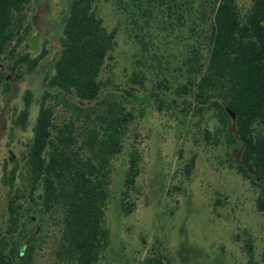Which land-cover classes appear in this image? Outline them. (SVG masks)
I'll return each mask as SVG.
<instances>
[{
	"label": "trees",
	"instance_id": "1",
	"mask_svg": "<svg viewBox=\"0 0 264 264\" xmlns=\"http://www.w3.org/2000/svg\"><path fill=\"white\" fill-rule=\"evenodd\" d=\"M35 0H0V62L14 61L10 72L36 71L47 51L31 58L15 55L25 34L26 8ZM119 26L111 31L99 16V0H72L65 18L53 74L27 149L25 163L27 203L58 227L55 260L58 264H102L111 242L106 212L111 199L113 161L124 151L125 137L134 120L119 93L104 95L102 74L113 59L117 35L124 27L148 65L162 43L184 49L185 82L174 90L171 104L179 99L198 111L212 110L219 126L214 137L231 149L235 168L261 190L257 206L264 213V0H253L243 15L236 0H107ZM14 45V46H13ZM152 60V61H153ZM7 74L0 70V88ZM133 83L145 86L146 74H135ZM160 88L170 90L161 81ZM171 91V90H170ZM126 94L131 95L129 91ZM164 94V93H163ZM27 91L24 109L14 121L25 131L32 106ZM162 104L166 101L157 95ZM55 99L69 114L61 125L55 121ZM211 136L210 131H206ZM142 156L137 147L128 154L119 207L131 214L129 193L141 174ZM193 167V163L191 168ZM19 172L15 166L4 183L13 186ZM8 176V177H7ZM20 196L3 205L6 234L0 237V264H33L37 242L22 245L14 239L22 216ZM39 244V242H38ZM249 264H255L253 246L245 244ZM144 264H172L156 254Z\"/></svg>",
	"mask_w": 264,
	"mask_h": 264
},
{
	"label": "rangeland",
	"instance_id": "2",
	"mask_svg": "<svg viewBox=\"0 0 264 264\" xmlns=\"http://www.w3.org/2000/svg\"><path fill=\"white\" fill-rule=\"evenodd\" d=\"M71 1L35 0L27 6L26 30L15 55L35 58L47 51L36 71L18 69L12 74L9 67L14 61L9 55L0 62L8 83L7 92L4 86L0 88V237L7 231L3 205L19 195L23 208L14 239L22 245L37 242L33 264H58L55 250L59 230L55 221L27 203V193H22L27 191L26 155L40 102L46 91L55 93L47 84V76L54 72L53 59ZM236 1L243 15L253 5V0ZM99 16L109 31L119 26L107 0H99ZM162 41L157 35L162 60L150 59L143 66L141 52L121 27L113 59L102 74L107 85L104 95L124 96L125 106L134 116L124 151L113 161L111 199L106 212L111 242L102 264H144L156 254L172 264H249L247 242L253 246L255 264H264V213L257 206L261 190L239 174L225 139L215 141L213 134L219 123L212 110L200 112L194 105H185L181 97H177L178 105L170 103L176 99L171 94L185 82L184 49L181 45L167 47ZM141 71L146 74L143 88L133 83L135 74ZM161 81L171 91L160 88ZM27 91L32 92L33 99L23 131L14 121L24 109ZM157 95L166 102H159ZM49 102L56 106L55 121L61 125L69 114L55 99ZM132 147L141 153V174L127 200L134 205L132 213L125 214L119 202ZM15 166L19 168L17 178L13 186H8L4 176Z\"/></svg>",
	"mask_w": 264,
	"mask_h": 264
}]
</instances>
